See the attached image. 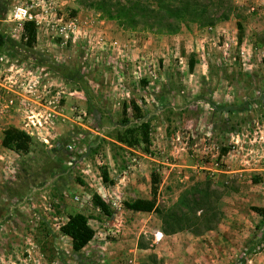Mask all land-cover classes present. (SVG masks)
<instances>
[{
  "label": "rangeland",
  "instance_id": "obj_1",
  "mask_svg": "<svg viewBox=\"0 0 264 264\" xmlns=\"http://www.w3.org/2000/svg\"><path fill=\"white\" fill-rule=\"evenodd\" d=\"M32 2L38 3L29 7L34 37L26 44L8 14L13 5ZM91 2L0 0V55L11 66L5 73L21 65L39 76L36 90L23 98L22 86L4 82L0 140L8 126L21 130L29 110L46 119L29 129L26 151L0 143L3 264H114L107 260L111 254L124 255L117 264H176L172 255L157 259L151 239L172 243L175 234L190 240L206 235L215 242L209 231L216 226L225 231L233 209L264 208L260 173L231 170L248 164L241 154L258 151L243 140L264 124V0H232L235 8L226 20L189 23L173 34L120 28ZM142 122L147 143L127 146L117 140L125 128L138 136ZM151 173L157 177L153 196ZM93 194L110 214L93 205ZM136 197H153L160 210L182 214L181 230L164 231L158 213L147 217L123 208V200ZM180 197L197 199V207L179 203ZM77 211L94 234L72 255L58 227ZM146 218L148 229H141ZM260 219L249 220L238 249L227 251L217 241L221 245L208 255L235 254L232 264H251L262 250ZM114 226L116 239L99 238ZM124 244L126 254L114 253Z\"/></svg>",
  "mask_w": 264,
  "mask_h": 264
},
{
  "label": "trees",
  "instance_id": "obj_2",
  "mask_svg": "<svg viewBox=\"0 0 264 264\" xmlns=\"http://www.w3.org/2000/svg\"><path fill=\"white\" fill-rule=\"evenodd\" d=\"M91 5L98 9L107 19L113 20L120 28L152 30L157 33L173 34L179 31L181 26L195 23L199 26H210L216 21L226 20L234 10L232 0H92ZM33 20L26 21L21 27V37L25 43L30 44L33 40ZM237 34L240 36L241 25L236 22ZM191 63H189V68ZM133 116L140 117L139 109L131 100L129 101ZM147 126L142 122L139 125V135H133L130 128H125L117 133V140L127 146L147 143ZM128 134L129 136H126ZM29 136L23 131L8 126L3 129L0 143L11 150L26 151ZM106 175L103 174V180ZM157 177L150 174V188L153 196ZM92 203L101 212L108 215L104 201L96 194L92 195ZM182 204H190L192 208L197 207V199L180 197L177 200ZM124 209L130 211H146L158 213L161 216L162 228L164 231L175 232L181 230L177 223H180L182 214L174 209L160 210L155 204L153 197H136L121 202ZM191 208V207H190ZM255 212L264 217V208L252 206ZM170 221V223H169ZM58 230L70 240V249L73 252L79 251L93 237L94 231L87 223V217L80 212L67 214V219L60 224ZM0 264H3L0 262Z\"/></svg>",
  "mask_w": 264,
  "mask_h": 264
},
{
  "label": "crops",
  "instance_id": "obj_3",
  "mask_svg": "<svg viewBox=\"0 0 264 264\" xmlns=\"http://www.w3.org/2000/svg\"><path fill=\"white\" fill-rule=\"evenodd\" d=\"M261 127L263 128L255 131V134H252V135L249 134L250 136L247 137L248 142H245L243 140L244 145L251 146L249 148H254L255 146H257L256 148L258 151L255 152L253 156L249 152H248V155H246V153L241 154L240 158L241 156L242 158H245L246 156L248 164L247 165L242 164V167H239L237 164H235L234 166L232 165L231 170L232 171H243L245 169L250 170V171L256 170L261 175V181L259 182V185H264V124L261 125ZM250 137H254V139H250ZM256 138L258 139L256 140ZM255 160L256 162H253ZM253 167H256V168H253ZM260 197H261V200H260L261 203H259V206L264 207V195L262 194V196ZM77 212H80V211H77ZM134 212L144 213L147 215V217L151 216L150 215L151 212H146V211H134ZM260 217L262 219L264 218L252 210H247L246 212L244 210L233 209L231 212L229 223L227 227L225 228V231H222V232L217 231L219 229L218 226H216L213 230L209 231L212 234L213 233L216 234L215 242L208 240L206 235H205V238L202 237L203 239H200L201 238L200 237L199 240H190V239L182 238L180 234H177V235L175 234L173 239L171 240L172 243H169L167 237H165V239L161 241L159 240V242L151 239V244L149 245L152 246L153 243H155L154 247L152 246L153 249L151 251L155 252L156 254L155 256L157 257V259H160L161 262L168 260V257L172 255V260L176 262V264H232V258L234 257L235 254H231L230 256L227 255L226 257H222L219 254H217V257L215 256L210 257L208 255V252H211V250L214 247H219V245H221L219 242L225 243V244H222L221 246H226L225 249L227 251L238 249L240 245H242L243 243L242 241L245 240V237L250 230V225L248 226L250 222L249 220L251 218H255L257 220V219H260ZM261 222L264 224L263 220ZM237 224H238V228L236 226ZM148 225H149L148 218H146L145 220H143L141 224V229L142 228L148 229ZM233 227H236L237 229ZM219 233H222L223 235H218ZM65 237L67 238V248L71 252L72 255H76L79 251H81L87 245L86 244L79 251L75 253L71 251L70 249L69 238L67 236ZM260 237H262L260 240V245L262 246V250L258 252V254L253 255L251 264H264V232H262V235H260ZM213 243L215 244L212 245ZM126 248H127V244H124L123 246L117 248L114 251V253H117L118 251L119 252L122 251V253L126 254L124 252ZM169 249L172 250L171 254H169L168 252ZM134 251H135L134 253H137V257H138L140 248L137 247L134 249ZM108 254H110V252ZM120 256H123L121 258L119 257L120 259L124 258V255L120 254ZM108 258H107V260H109L108 262L114 263V264H117L115 262L117 261V259H119L115 257V254H111V257H108ZM133 260H135V258ZM29 263L34 264V261H31Z\"/></svg>",
  "mask_w": 264,
  "mask_h": 264
},
{
  "label": "built area",
  "instance_id": "obj_4",
  "mask_svg": "<svg viewBox=\"0 0 264 264\" xmlns=\"http://www.w3.org/2000/svg\"><path fill=\"white\" fill-rule=\"evenodd\" d=\"M37 2H32L30 5H26L25 3L22 4H16L13 5L12 8L9 11L8 14V20L12 22L18 29V31L21 30L22 24L26 21L33 20L36 21L34 18V15L30 14L29 7L37 5ZM69 24H73L70 22ZM11 66H7V60L3 59V56L0 55V92H6L7 86L4 85L5 83H12V84H18L19 86H22L23 89V96H25V92L30 93L33 90H36V87L38 86V72L32 67L28 66H21L17 65L13 68L12 73H5L6 71L10 70ZM28 89V90H27ZM0 94V97H2ZM5 94V93H3ZM10 102V101H9ZM25 121L22 122V128L21 130L29 135L31 132H29V129L31 127H40L41 122H45L46 119L43 118V116L39 115L37 113H31V110H29V114L24 116ZM75 199H79L76 195L74 197ZM119 234V228L114 227H108L104 232L99 234V238L101 240H104L106 237H109L111 239H116ZM161 235L160 231L154 232V238H159ZM38 264V263H36Z\"/></svg>",
  "mask_w": 264,
  "mask_h": 264
}]
</instances>
